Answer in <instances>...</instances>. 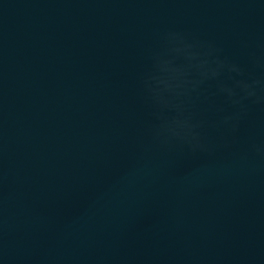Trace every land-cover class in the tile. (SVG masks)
<instances>
[{
    "label": "water",
    "instance_id": "obj_1",
    "mask_svg": "<svg viewBox=\"0 0 264 264\" xmlns=\"http://www.w3.org/2000/svg\"><path fill=\"white\" fill-rule=\"evenodd\" d=\"M0 264H264V0H0Z\"/></svg>",
    "mask_w": 264,
    "mask_h": 264
}]
</instances>
